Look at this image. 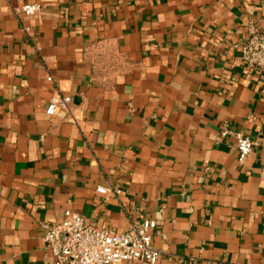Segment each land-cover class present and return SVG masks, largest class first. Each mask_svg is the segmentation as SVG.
Masks as SVG:
<instances>
[{
    "label": "crops",
    "instance_id": "1",
    "mask_svg": "<svg viewBox=\"0 0 264 264\" xmlns=\"http://www.w3.org/2000/svg\"><path fill=\"white\" fill-rule=\"evenodd\" d=\"M249 18L264 0H0V264H54L42 225L66 211L156 221L158 264H264V71L232 50ZM64 97L75 121L46 113ZM225 127L261 140L244 164Z\"/></svg>",
    "mask_w": 264,
    "mask_h": 264
},
{
    "label": "built area",
    "instance_id": "2",
    "mask_svg": "<svg viewBox=\"0 0 264 264\" xmlns=\"http://www.w3.org/2000/svg\"><path fill=\"white\" fill-rule=\"evenodd\" d=\"M15 15L36 16L41 12L38 4H28L14 9ZM28 31V29H27ZM232 50L240 55L241 65L249 71H264V28L254 18L246 23L244 37L232 44ZM53 82L52 77L48 78ZM73 99L64 97L49 103L46 113L54 116L58 109H63L75 121ZM223 138L234 137L238 146V162L244 164L261 140L244 133H234L227 127L221 132ZM100 194L121 196L123 191L118 187L97 188ZM158 223L145 219L131 223L123 232L114 229L97 227L86 222L84 217L73 211H66L60 223H44V243L51 251L54 264H125L129 262L158 264L161 252L153 247L154 235ZM223 264V263H221Z\"/></svg>",
    "mask_w": 264,
    "mask_h": 264
},
{
    "label": "water",
    "instance_id": "3",
    "mask_svg": "<svg viewBox=\"0 0 264 264\" xmlns=\"http://www.w3.org/2000/svg\"><path fill=\"white\" fill-rule=\"evenodd\" d=\"M75 102H80V99L76 97Z\"/></svg>",
    "mask_w": 264,
    "mask_h": 264
}]
</instances>
